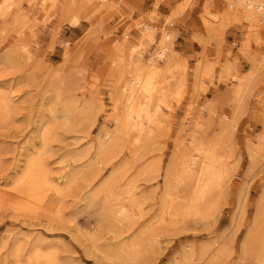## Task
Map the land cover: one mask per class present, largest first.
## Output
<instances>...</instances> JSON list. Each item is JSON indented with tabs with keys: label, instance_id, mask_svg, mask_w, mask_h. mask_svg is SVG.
Here are the masks:
<instances>
[{
	"label": "rangeland",
	"instance_id": "1",
	"mask_svg": "<svg viewBox=\"0 0 264 264\" xmlns=\"http://www.w3.org/2000/svg\"><path fill=\"white\" fill-rule=\"evenodd\" d=\"M34 1L28 5L26 0H18L23 14L17 18L15 6L0 11V86L14 102L10 117L0 123V184H10L19 169L21 172L28 149L30 154H39L47 177L62 189L63 195L58 200L59 212H55L51 188L43 190V201L32 207L27 203L14 207L19 196H8L9 201L0 202V264H31L34 250L47 255L45 264H109L102 250L128 242L157 214L162 177L175 152V142H187L196 117L205 125L203 134L208 138L218 128L222 115L230 116L226 90L231 83L218 76L224 60L232 61L240 76L251 66L259 74L249 77L250 85L240 95L236 122L223 147L233 168L226 186L204 216L177 219L165 229L139 264H179L176 261L182 247L189 244L213 249L212 264H251L241 250V242L264 191V146L251 165L245 143L256 141L264 129V24L250 26L233 21L219 31H206L205 21L215 22L210 13L225 9L223 0H192L184 3L179 13L174 9L184 0H74L83 7L77 16L78 24H72L71 13L59 15V6L65 0H58L55 8ZM153 10L155 15L149 16ZM143 21L152 26L155 41L164 32L169 33L171 61L175 64L170 88L159 102L155 135L141 149L143 156L139 159H131L125 151L110 162L86 165L94 150L96 133L101 128L112 130L123 108V103L115 100L114 87L120 90L130 76L123 68L116 81L115 48L121 45L125 65L129 49L138 46ZM144 39L147 44L137 47L143 50L142 61L156 43ZM198 59L213 64L214 69L197 91L193 83ZM158 61L163 63L162 59ZM55 90L59 92L58 100L73 99L78 107H84L85 102L90 107L72 124L55 128L54 123L42 143L37 139L35 124L40 118L51 120L43 101L50 98L55 109ZM31 145L35 147L31 149ZM20 152H24L22 156ZM74 153L82 154V158L73 160ZM154 160L157 168L148 170L147 165ZM120 163L119 182L110 187L107 179ZM245 183L238 204V187ZM124 185L146 194L148 200L142 205L143 215H135L131 228L116 236L111 231L114 222L104 210L108 196Z\"/></svg>",
	"mask_w": 264,
	"mask_h": 264
},
{
	"label": "bare ground",
	"instance_id": "2",
	"mask_svg": "<svg viewBox=\"0 0 264 264\" xmlns=\"http://www.w3.org/2000/svg\"><path fill=\"white\" fill-rule=\"evenodd\" d=\"M17 1L0 0V11L15 6V17L22 16L23 13H21ZM26 1L28 5H32L35 2L34 0ZM191 1L184 0L183 3L177 6L175 4L174 12L179 13L183 9L184 3L189 4ZM223 1L225 3V9H223L222 13H210V16L215 19V22H210L208 19L205 21L207 22L206 31H219L233 21L246 22L250 26L264 24V0ZM40 2L42 3L41 5L48 3L50 8H55L58 0H40ZM81 9L83 7L76 5L74 0H65L59 6V15L63 16L71 13L74 17L72 24H78L77 16H80V13L83 11ZM148 14L152 16L151 14H154V10L153 13L149 12ZM142 23V29L139 33L140 41H138L139 43L137 45L141 46V48L146 45L147 43L144 41L146 37L150 42H156L155 48L145 61H142L140 58L143 50L137 48L138 46L131 47L127 54V62L123 65V57L120 54L122 47L120 43V46H116V55L113 59V68L117 71L118 76L116 81L120 79L123 68H127V73L130 76L129 81L122 85L120 90L114 87V90H116L115 100H120L123 103L122 112L119 116L116 115L115 127L112 130L105 128L98 130L94 150L86 161L88 162L86 165L94 166L101 161L110 162L125 151L131 159H139L143 156L141 149L155 135L154 131L159 102L164 99L166 92L170 88L169 78L172 76L171 73L175 64L171 61L173 58V50L170 46L169 33L164 32L161 38L155 41L151 33L152 26L149 22L146 23L143 21ZM26 50L30 55L29 50ZM159 59H162L161 62L163 63H159ZM262 61L264 62V58ZM231 62L224 60L218 71L219 78L231 83L229 85L230 87L226 90L229 101L231 102L230 116L226 114L222 115L218 122V128L208 138H205L203 134L205 125H201L197 120L198 117H196L187 134V142L182 140L175 142V152L171 155L164 169L157 214L146 221L144 226L138 229L136 234L134 233V236L128 242H122L123 244L119 243L114 246L109 245L102 250L109 264H139L143 254L153 250L154 246L158 243L159 237L164 233V230L173 226L177 219L186 221L191 218L204 216L205 212L216 204L218 193L226 186L233 169L227 162V154L224 152L223 147L228 142L231 127L236 122V112L238 111L240 95L248 89V85H250L248 84L249 77L255 75L257 72L255 66H251L250 71L240 76L237 68ZM261 68H264V66ZM213 69V64L204 62L203 59L197 60L193 83L195 90L198 91L203 88V82L206 78L211 77ZM261 73H264V70ZM58 93L55 90V109L53 101L50 98L43 101V108L47 110L46 112L51 116V120L48 118H40L35 124L34 130L38 135L37 139L42 143H44L46 136L54 127V123L55 128L65 123L72 124L80 116V113H84L90 107V104L86 102L83 103L85 105L84 107H78L77 102L73 99L64 100L59 98L60 100H58ZM11 98V95L0 86V123L7 120L13 111L14 102ZM209 110L212 114V104L209 105ZM125 145L126 148L124 149ZM263 146L264 129L256 141H246L245 149L251 165L256 162V156L262 151ZM32 147L34 148L35 145H31V149ZM26 151L25 153H19L20 156L24 153L23 160L25 164L21 172L19 173V169L16 173L17 175L11 179L10 184L9 182L0 184V202H7L8 196H19L17 201H15L17 206L15 205L14 207H21L22 204L26 203L32 207L35 203L43 201L42 191L51 188L52 196H55V212H59L58 200L63 195L62 189L52 184L51 180L47 177L46 166L39 158V154L33 151V156L28 149ZM76 154L74 153V156L71 155L72 159L80 160L82 154ZM157 164L158 162L154 160L147 165V169L157 168ZM121 166L120 163L110 172L107 179L108 186H117ZM246 183L244 186L242 183L238 187V204L247 186ZM117 191L108 196L104 210L106 215L108 217L110 216L114 222L111 231L116 236L131 228L130 224L134 221L135 215L137 217L143 215L141 210L142 205L148 200L146 194L136 193L128 185L121 186L120 189L118 187ZM179 197L182 199L179 200ZM241 250L250 258L251 264H264V191L260 202L257 204L252 224L247 228L246 235L241 242ZM214 256V250L209 249L208 246L200 244L196 248L194 245L189 244L182 247L179 260L176 262L179 264H212L215 258ZM47 262L48 257L45 253L37 250L33 251L31 264H45Z\"/></svg>",
	"mask_w": 264,
	"mask_h": 264
},
{
	"label": "built area",
	"instance_id": "3",
	"mask_svg": "<svg viewBox=\"0 0 264 264\" xmlns=\"http://www.w3.org/2000/svg\"><path fill=\"white\" fill-rule=\"evenodd\" d=\"M172 25V23H169V26H171Z\"/></svg>",
	"mask_w": 264,
	"mask_h": 264
}]
</instances>
